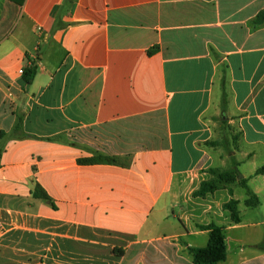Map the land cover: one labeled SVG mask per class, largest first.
<instances>
[{"label": "crops", "instance_id": "0c3cea01", "mask_svg": "<svg viewBox=\"0 0 264 264\" xmlns=\"http://www.w3.org/2000/svg\"><path fill=\"white\" fill-rule=\"evenodd\" d=\"M262 11L0 0V264H195L188 247L208 245L212 222L218 264H264ZM97 156L118 162L78 161ZM221 172L235 173L195 194Z\"/></svg>", "mask_w": 264, "mask_h": 264}, {"label": "trees", "instance_id": "16d2710c", "mask_svg": "<svg viewBox=\"0 0 264 264\" xmlns=\"http://www.w3.org/2000/svg\"><path fill=\"white\" fill-rule=\"evenodd\" d=\"M18 4H23L25 0H12ZM258 23L264 21V11L260 12L257 16ZM156 49L150 50V53H153ZM38 66L35 61L29 63L24 69L22 73V82L25 85H30L32 80L34 79ZM22 118L20 117L18 123L16 125L15 131L18 132L21 128ZM81 164H91V163H99V162H108V163H116L118 162L116 157L112 156H97L92 158H80L78 160ZM259 172H264V166L259 169ZM235 172H221L215 173L216 178L204 181L201 187L195 192L196 195L204 196L208 192L214 191L218 182L224 180H231L233 178ZM245 185V184H244ZM246 186V185H245ZM32 194L35 198L42 200H51L48 193L42 188V186L38 183L33 184ZM52 202V200H51ZM258 198L253 194L249 193V198L247 200V204L249 206H257ZM53 203V202H52ZM238 202L236 200H231L225 204V207L231 211L232 220L234 222L240 221V215L237 208ZM199 227L203 230H208L210 233V240L207 246L198 247V246H190L188 247L189 252L193 256V261L195 264H218L227 258V246H226V236L224 227L215 224L214 222L207 225H199Z\"/></svg>", "mask_w": 264, "mask_h": 264}]
</instances>
